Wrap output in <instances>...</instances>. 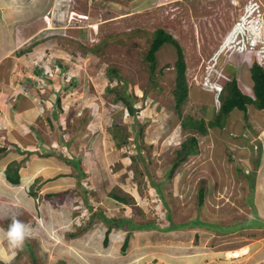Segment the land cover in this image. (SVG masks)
Here are the masks:
<instances>
[{
	"label": "rangeland",
	"instance_id": "374dc122",
	"mask_svg": "<svg viewBox=\"0 0 264 264\" xmlns=\"http://www.w3.org/2000/svg\"><path fill=\"white\" fill-rule=\"evenodd\" d=\"M46 3L17 0L0 4L4 8L0 38L2 33L8 38L19 36L0 63V99L5 98L9 104L15 98L21 101L16 90L27 76L40 81L37 88L47 99L51 92L44 87L46 80L35 73L39 65L47 69L54 64L53 58L62 57L69 68L55 80L67 84L71 75L78 78L71 90L61 92L69 100L59 97L57 106L54 100L44 103L33 91L41 119L24 129L28 132L33 128L41 137L43 133L41 140L29 135L14 137H20L22 130L12 121L23 120L21 115L12 116L14 108H9L10 117L6 111L2 118L0 143L5 152L0 153V226L6 227L7 218L18 215L33 227L32 237L25 241L13 264H253L261 259L264 110L249 104L244 118V113L234 108L222 126L207 127L205 134L182 129L181 117H201L188 97L180 107L181 114L175 109L176 48L168 42L160 46L153 72L145 54L153 31L162 28L182 48L187 85L195 84L206 73L215 79L218 70L222 75L217 79L224 84L227 77L236 74L228 76L226 65L238 64V87L249 94V67L255 53L264 54V0ZM71 11L89 14L87 22H99L97 30L93 32L86 25V36L71 32L72 38L55 37L62 34L60 27L65 23L60 16L67 19ZM47 16L50 23L45 20ZM251 41L254 43L249 44ZM57 72L55 66L52 75ZM119 95L130 98L134 107V113L127 110L120 124L122 148L112 142V149L103 142L100 145L98 138L95 143L93 138H81V120L94 118V113L101 123L111 108L125 107ZM87 103L90 108L84 105ZM54 108L58 116H65V122L69 119L73 128L57 126L63 121L48 123L47 116L51 119ZM1 109L0 113L4 111ZM253 111L260 117H252ZM191 131L197 136L199 152L188 156L171 178L165 177L176 147ZM69 133L76 136L70 138ZM45 134L55 138L52 144L45 141ZM28 144L56 147L57 151L41 154L38 149L34 151L35 147L23 151ZM92 149L93 155L89 153ZM71 158L78 161V167L67 160ZM9 162L18 169L20 181L16 185L4 178ZM157 183L172 222L198 219L202 223L164 229L168 221L158 191L153 188ZM200 187L202 202L198 200ZM111 192L130 198L132 204L119 203L111 198ZM100 210L129 218L135 224L150 225L136 228L124 221L121 226L113 224L104 241L108 225ZM126 234L128 243L122 247ZM240 245L246 248L242 254L232 258L227 255L229 249Z\"/></svg>",
	"mask_w": 264,
	"mask_h": 264
},
{
	"label": "trees",
	"instance_id": "16d2710c",
	"mask_svg": "<svg viewBox=\"0 0 264 264\" xmlns=\"http://www.w3.org/2000/svg\"><path fill=\"white\" fill-rule=\"evenodd\" d=\"M170 43L176 48V51L178 53V57L175 60V68H176V76H175V87H174V96H175V109L178 110V113L181 114L180 112V107L183 103V101L187 98L188 96V90L193 84L194 86H197L194 84L188 83L186 81V76H185V63L183 60V53H182V48L177 41L173 39L170 33L166 32L162 28H156L153 31V36L151 38V41L149 43L148 50L145 54V58L149 64V69L151 72H153L154 67H155V59H156V51L160 48V46L164 43ZM249 67V74H250V79H251V87L252 91L249 94L243 93L241 89L238 87L237 80L235 78V75H232L228 81H226L223 84V89L219 93V105H214L217 108V114L214 119L212 120H205L204 118H199L195 119L192 116H184L181 117L180 119V127L182 129H192L196 132H199L200 134H205L207 132V127H216V126H222L223 120L225 117L231 112L234 108L240 109L244 113V117L246 118L247 116V106L253 105L259 110H264V66L259 65L256 61H253V63ZM116 79H119V76L116 74L115 76ZM27 83H22L21 85L24 86L26 89H29L30 91H36L39 96L43 99L44 96L41 91L36 90L35 86L33 84L31 85V80L26 79ZM120 81V80H118ZM30 84V87L27 86ZM115 87L112 88L114 90ZM225 92L224 94L222 92ZM9 94V93H8ZM19 99H25L27 102L28 100L25 98L23 94H18ZM11 99V98H9ZM119 100H121L124 103V106L130 113H134V107H133V101L124 96V95H119L118 97ZM15 101L13 104L7 103L5 98L0 99V109L4 110L1 111V116H4V113L8 111L9 108H14V110L19 111L20 107L22 106L23 103H21L18 98L13 99ZM59 97L56 98L55 101V106L59 105ZM214 101V97H213ZM32 102V101H31ZM215 103V102H214ZM32 106V103L28 105V108ZM56 116L55 110L53 111V114H51V119L47 116V119L49 120V124L51 123V120H54ZM38 121L40 116L37 115ZM0 125H2V122L0 121ZM33 131V137L35 139H41V135L35 131V129H32ZM191 131V134L188 135L184 140L179 142L178 147H176L175 151V157L174 160L169 168V170L166 172L165 177L171 178L174 175L175 169L184 162L188 156L195 155L199 152V145H198V139L197 136L195 135V132ZM20 150V149H19ZM38 151L43 154H50L55 151H57L55 148L52 150L49 149H42L38 148ZM5 152V147L0 143V153ZM70 163L78 167V161L75 159H67ZM13 162H9L7 165L5 171H4V178L12 185H16L20 181V176L18 174V169L17 167H14L12 165ZM153 188L158 191L159 197L162 201V204L164 208L166 209V220L168 221V224H166V227L164 229H172L173 227H178V226H183L184 224L187 223H202L198 219L195 220H190L184 223H174L170 219V212L167 208L166 200L165 197L161 193V188L159 183L153 184ZM203 187L199 188L198 192V200L199 202H202L203 199ZM111 198L118 201L121 204H132V201H130V198L121 195L119 193L111 192ZM201 200V201H200ZM136 208V207H135ZM100 216L102 217L103 221L107 223V231L105 232L104 236V241L107 240V232L111 229V226L113 224H116L117 226H121L120 223H124L129 225V226H134L136 228H141L147 226L149 223H138L135 224L131 219L129 218H124L123 217H115L113 215H107L105 212L99 211ZM122 221V222H120ZM124 221V222H123ZM150 225V224H149ZM129 234L125 235V238L123 240L122 247H126L128 243V236Z\"/></svg>",
	"mask_w": 264,
	"mask_h": 264
},
{
	"label": "crops",
	"instance_id": "0c3cea01",
	"mask_svg": "<svg viewBox=\"0 0 264 264\" xmlns=\"http://www.w3.org/2000/svg\"><path fill=\"white\" fill-rule=\"evenodd\" d=\"M14 1H17V0H0V4L4 3V4H7L8 5V4H11L12 2L14 3ZM47 1L48 0H45V1L43 0L44 4H47L46 3ZM53 6H55L54 3H53ZM1 9L4 10V8L1 6V8H0V15H1V12H2ZM0 19H1V16H0ZM0 22H1V20H0ZM75 32L80 33V36H86V33L83 30H81V29L79 30L77 28ZM9 38H10V40H9ZM9 38L2 33L1 38H0V45L2 46V50H0V63H2L1 61L3 60L4 56H7L8 52L12 50L11 49L12 48L11 45L13 43H15L13 41L19 40V36L18 35L17 36H13V34H12V36H10ZM3 39L6 40L7 42L3 41ZM18 47L19 46H16V48H18ZM1 52H3L2 55H1ZM55 59H57V61L59 63V66H61L60 67V70H64L67 67L64 64L65 60H62L63 59L62 57L55 58ZM73 63H76V62H73ZM237 68H238V64H230V65L227 64L226 67H225V72L228 74V76H231L233 74V72H235L236 73L235 74L236 75V78L240 82V77L238 75L239 73L236 72ZM34 70H35V68H34ZM36 72H39V69H37ZM56 76H57V74L55 76L53 75L52 78L50 80H48L47 87H48V89L51 92V93L49 92L50 94H48V98L47 99L46 98H43L42 99V98H40V96H38L40 100H43V102L45 101L44 103H47L46 101H48V100L49 101L50 100H54V102H55V99L57 97H60V99H61L62 96H63L62 99L64 100L66 98V96L65 95H62L61 96V92L62 91H65V90H71L72 87H74V82L76 84L77 83V79H78L77 76L71 75L72 76V80L70 82H68L67 84H64L62 81H60L59 78H57L55 80V77ZM227 79H229V78L227 77ZM25 83H27V81H25ZM27 86L30 87V85H27ZM17 93L18 94H23L25 96V98L28 100V102L25 99H22L20 102L23 103L22 104L23 107L21 106L23 108V110L22 111L13 110V112H12V116L14 114L21 115V118L23 119L22 121H19V122H17L16 120H13L12 121L13 124L15 125V127H17L18 129H21L22 130L21 132H19L20 135H21L20 137H18V136H14V137L15 138H22V137H25V136L29 135L31 138H34L33 137V131H32L33 128L32 129H29L28 132H27L24 129V127L25 126H28V125L29 126H32L33 121L39 122L38 119H37V115L39 116L38 104L36 105V101H33V99H35L34 98L35 95L32 96V94H34L33 93V90H31V91L29 90V93H27V92H24L23 93L20 90L18 92L16 90V94ZM42 93L44 94V92H42ZM187 97L190 98L192 101L195 102L196 108L198 109V113H199V116L201 118H204L205 120H212V119L215 118V116L217 114V108L214 106L215 105V103L213 101L214 93H213L212 90L204 89V88H201L199 86L191 85V87L188 90V96ZM68 100L69 99H67V101ZM30 103H32V106L28 108V105ZM89 104L87 103V104H84V105L87 108H90V106H88ZM45 105H47V104H45ZM50 106H47V107H50ZM111 109L112 110L108 114V116L106 117V119H104V121H101L100 120L101 123L100 122H97V119H98L99 116L96 115V114H94V113H92V117H94V118H88L86 120V122H84L83 120H81L79 122L81 125L83 124L81 138H93L92 140H94V143L96 142V138H98L97 143L99 141V144H100V142L101 143L103 142L107 146L110 147V145L113 143L116 148L117 147L122 148V142H123V139L124 138H123V131H122V128H121V125L120 124H121V122H123V118L125 117L126 110H124V107H121V106L116 107V109L115 108H111ZM54 110H55V108H54ZM11 111H12V109H8L9 117L11 116V114H10ZM76 111L79 112V109H77ZM24 113H25V115H24ZM254 114L255 115H253L252 117L259 116V114L256 113V112H254ZM65 115H67V114H65ZM78 115H79V113H78ZM90 115H91V113H90ZM3 117L5 118V113H4V116ZM3 117L0 116V121L1 122H3L2 121V118ZM54 120H55V124H57V123L60 124V121L61 122L63 121L61 125H57V126H59V127L61 126V128H64L65 130L66 129H69L71 127L73 128V126L69 124V123H71L69 121V119H67L66 122H65V116H58L56 114ZM28 133H30V134H28ZM41 134H42V137H41V139H42L44 137H43V133H41ZM69 134L71 136L70 138H73L74 136H76V133H69ZM64 135L67 136L68 133L67 134H64ZM45 136H46V138H45V141L46 142L51 141V144H52L53 140H55V138L48 137L46 134H45ZM68 138H69V136H68ZM102 138H104V139L102 140ZM110 142H112V143H110ZM34 147L37 149V147L35 146V144L33 146H32V144H28L27 145V149L34 148ZM41 148L43 149V147H41ZM93 150L94 149H92L91 151H89V153L91 155H93ZM86 151H88V150H86ZM97 157H101V154H98ZM242 246L243 245H240L237 248H240ZM262 251H263L262 253H258V254L261 255V259L256 260L257 262H254L253 264H264V249H262Z\"/></svg>",
	"mask_w": 264,
	"mask_h": 264
},
{
	"label": "clouds",
	"instance_id": "9594fccd",
	"mask_svg": "<svg viewBox=\"0 0 264 264\" xmlns=\"http://www.w3.org/2000/svg\"><path fill=\"white\" fill-rule=\"evenodd\" d=\"M83 15H87V14L80 13V12L77 13L76 11H71L69 13L67 19L63 15H61L60 19H63V21L65 20L64 21L65 23L61 24V27H60L62 34L60 35V32L56 33L58 36H55V37H57V38H59V37L60 38L71 37V32H75L77 28L81 29L85 32L86 27H84V26H86V25H87V27H91L93 32L96 31L98 28L99 22H93V24H91L92 22H87V20L89 18V14L87 15V17H84ZM48 18H49V16H47V18L45 20L47 21V23L48 22L50 23ZM80 25H82L83 27ZM255 39H256V37H254V40ZM258 39H259V35H258ZM252 43H254V42L251 41L249 44H252ZM52 60L54 61V64L50 63L48 65L47 69H43L40 65L37 66L39 69V72H36L35 74L38 76L39 79L42 78L43 80L44 79L46 80V83H44V87L48 85V80H50L52 78V76H53L52 70L55 68V66H56V69L58 71L57 75L59 73H64V72L69 70L68 67H66L64 70H60L61 66H59L57 59L53 58ZM253 61H256L255 56L253 58ZM26 79L31 80V82H32L31 85L33 84V86H35V87H40V81L32 80V76H30V78H28V76H27ZM26 79H24V81H22L21 84L23 82L25 83ZM68 79L71 81L72 76H70ZM220 83H221V81H220ZM222 89H223V87H222ZM19 90L23 93L24 92L29 93L27 91L29 89H26L24 86H19L17 91L19 92ZM55 101H56V99H55ZM124 110L127 111L126 107H124ZM39 140H41V139H39ZM63 147L65 148V147H67V145L63 144ZM22 148H24V147H22ZM38 148H41V147L38 146L37 149ZM53 148H56V147H50V150ZM30 149H32V148H30ZM30 149L24 148L23 151H27V150L30 151ZM37 149L35 148L34 151H36ZM43 149H49V148L43 147ZM7 219L9 220V223L7 224V226L6 227L0 226V264H13V261L15 260L16 256L18 255L19 251L23 249L25 241L27 239H29L30 237H32V235H33L32 225L27 223L26 221L19 219L18 215L10 216Z\"/></svg>",
	"mask_w": 264,
	"mask_h": 264
},
{
	"label": "built area",
	"instance_id": "2783aa9c",
	"mask_svg": "<svg viewBox=\"0 0 264 264\" xmlns=\"http://www.w3.org/2000/svg\"><path fill=\"white\" fill-rule=\"evenodd\" d=\"M84 17H87V15H83ZM82 26V25H80ZM83 27V26H82ZM85 27V26H84ZM264 54H261L260 52L255 53V60L258 64L264 66V62L262 61ZM221 70V69H220ZM207 72V71H205ZM210 72V71H209ZM221 74V71H217L215 79L211 78L209 74H205L202 79L199 81H195V84H198L201 88L212 90L214 93V102L215 105H219V92L222 90L223 84L220 83L219 79H217ZM193 80H196L193 78ZM190 83V82H189Z\"/></svg>",
	"mask_w": 264,
	"mask_h": 264
},
{
	"label": "bare ground",
	"instance_id": "6f19581e",
	"mask_svg": "<svg viewBox=\"0 0 264 264\" xmlns=\"http://www.w3.org/2000/svg\"><path fill=\"white\" fill-rule=\"evenodd\" d=\"M234 31H238L236 28L233 29ZM252 32V31H251ZM248 38V36H247ZM252 39V38H251ZM251 67V66H250ZM261 192V191H260ZM201 201V200H200ZM197 206V205H196ZM230 211V210H229ZM258 224V223H257ZM222 225V224H221ZM252 241V240H251ZM246 250L245 247L243 248H236V249H229L227 252V255H229L231 258L232 257H235V256H238L239 254H242L244 251ZM228 256V257H229ZM227 257V256H226Z\"/></svg>",
	"mask_w": 264,
	"mask_h": 264
}]
</instances>
